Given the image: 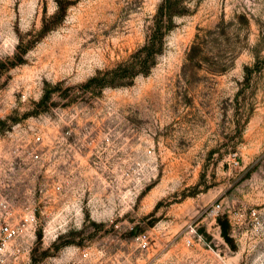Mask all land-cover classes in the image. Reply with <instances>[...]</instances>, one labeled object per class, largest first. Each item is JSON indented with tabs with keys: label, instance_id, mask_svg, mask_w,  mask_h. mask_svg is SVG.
<instances>
[{
	"label": "rangeland",
	"instance_id": "374dc122",
	"mask_svg": "<svg viewBox=\"0 0 264 264\" xmlns=\"http://www.w3.org/2000/svg\"><path fill=\"white\" fill-rule=\"evenodd\" d=\"M161 1L0 0V194L37 219L0 264H264V0H191L147 75L81 88Z\"/></svg>",
	"mask_w": 264,
	"mask_h": 264
},
{
	"label": "trees",
	"instance_id": "16d2710c",
	"mask_svg": "<svg viewBox=\"0 0 264 264\" xmlns=\"http://www.w3.org/2000/svg\"><path fill=\"white\" fill-rule=\"evenodd\" d=\"M191 0H162L157 7L156 14L153 17V24L151 26V32L148 36L146 44L133 54L125 64L119 65L117 68L108 70L105 72H99L94 77L90 78L81 88L84 90L105 87H116L120 80H132L137 74L147 75L155 63V58L158 54H161L165 47V39L169 33H171L177 26V19L184 17L191 13L189 2ZM58 2L57 12L48 21L46 18L43 20V27L39 34L43 35L53 28L61 20H63L67 8L72 3L62 4ZM263 41L256 46L257 52H259L263 45ZM202 45L196 43L192 46L190 52L187 54V61L192 62L197 58V54L200 51ZM22 45H20L21 49ZM25 52V51H24ZM20 53H17L16 58L18 59ZM13 64H16L14 61ZM226 69H223L224 71ZM252 69L250 67L245 68V72L249 75ZM82 90V91H83ZM80 90H78L79 92ZM49 95H45L42 100L38 103L39 106L47 102ZM73 104V103H72ZM18 124V123H16ZM219 216V215H218ZM221 224L222 234L225 239L230 240V223L228 220L218 219ZM38 230L36 234L39 232Z\"/></svg>",
	"mask_w": 264,
	"mask_h": 264
},
{
	"label": "built area",
	"instance_id": "2783aa9c",
	"mask_svg": "<svg viewBox=\"0 0 264 264\" xmlns=\"http://www.w3.org/2000/svg\"><path fill=\"white\" fill-rule=\"evenodd\" d=\"M35 141H40L41 136L39 134L34 135ZM38 156V155H37ZM61 186H57V190H60ZM10 206L7 204L4 197L0 194V212L2 215L0 216V255L12 244V242L18 237L24 234L25 225H36L37 219L35 215V211L28 207L27 212L23 215L22 222L24 226L14 225L8 223ZM220 205H216L211 210V215L217 216L219 214ZM20 252V249H18Z\"/></svg>",
	"mask_w": 264,
	"mask_h": 264
}]
</instances>
